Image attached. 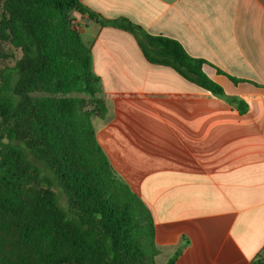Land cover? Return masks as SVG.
Wrapping results in <instances>:
<instances>
[{
  "label": "crops",
  "instance_id": "crops-1",
  "mask_svg": "<svg viewBox=\"0 0 264 264\" xmlns=\"http://www.w3.org/2000/svg\"><path fill=\"white\" fill-rule=\"evenodd\" d=\"M108 21L177 41L244 114L148 63L127 31L86 16L82 42L106 106L95 137L148 207L165 264L264 261V0H78ZM244 82L233 84L215 69ZM227 87V90L224 88ZM96 127V128H95Z\"/></svg>",
  "mask_w": 264,
  "mask_h": 264
},
{
  "label": "trees",
  "instance_id": "trees-1",
  "mask_svg": "<svg viewBox=\"0 0 264 264\" xmlns=\"http://www.w3.org/2000/svg\"><path fill=\"white\" fill-rule=\"evenodd\" d=\"M72 11L129 32L148 63L174 70L240 114L247 110L207 77L206 61L173 39L105 20L78 0H4L0 42L21 56L0 70V264H154L144 246L148 238L159 253L150 210L117 177L95 137L92 118H103L106 106ZM186 244L165 264H175Z\"/></svg>",
  "mask_w": 264,
  "mask_h": 264
},
{
  "label": "rangeland",
  "instance_id": "rangeland-1",
  "mask_svg": "<svg viewBox=\"0 0 264 264\" xmlns=\"http://www.w3.org/2000/svg\"><path fill=\"white\" fill-rule=\"evenodd\" d=\"M3 1L4 0H0V15L2 13V4H3ZM70 17L74 20V23L79 28L80 36H81L82 30L85 27L84 26L85 25V23H84L85 21L82 18H80L79 15L75 11H72L70 13ZM0 51L3 52L6 55V58L0 59V70L7 69V68H12L14 66L15 62L21 56V53H20L19 50L14 49L7 42H3V41L0 42ZM224 88L227 90V87L226 86H224ZM96 123H97V118L93 117L92 118V124H94V126H95ZM117 177L120 178L119 175H117ZM150 244H151L150 239L146 238L145 241H144V246H146V250L148 252V256H151L152 257V259L154 261V264H159L156 261V257L160 254V251H159L158 254H155L154 247H151Z\"/></svg>",
  "mask_w": 264,
  "mask_h": 264
}]
</instances>
